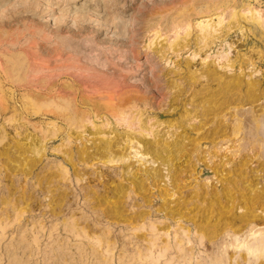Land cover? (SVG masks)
I'll list each match as a JSON object with an SVG mask.
<instances>
[{
  "label": "rangeland",
  "instance_id": "obj_1",
  "mask_svg": "<svg viewBox=\"0 0 264 264\" xmlns=\"http://www.w3.org/2000/svg\"><path fill=\"white\" fill-rule=\"evenodd\" d=\"M263 35L264 0H0V264H214Z\"/></svg>",
  "mask_w": 264,
  "mask_h": 264
},
{
  "label": "bare ground",
  "instance_id": "obj_2",
  "mask_svg": "<svg viewBox=\"0 0 264 264\" xmlns=\"http://www.w3.org/2000/svg\"><path fill=\"white\" fill-rule=\"evenodd\" d=\"M25 1V0H24ZM143 2V1H142ZM141 3V2H140ZM158 6V5H157ZM138 7V6H137ZM136 7V8H137ZM156 7V6H155ZM141 8V7H140ZM158 8V7H156ZM162 7H160L161 9ZM168 8V7H167ZM186 8V7H185ZM189 8V7H188ZM187 8V9H188ZM143 10V9H142ZM151 10V9H150ZM154 10V9H153ZM165 10V9H164ZM183 10V9H182ZM155 11V10H154ZM158 11V10H157ZM163 11V9H161ZM166 11V10H165ZM164 11V12H165ZM186 11V10H185ZM184 11V12H185ZM232 11V10H231ZM160 12V10H159ZM182 12V11H180ZM178 12V13H180ZM252 12V11H251ZM135 13V12H134ZM130 14V13H129ZM128 14V16H129ZM150 14H153L150 13ZM158 14V13H157ZM156 14V15H157ZM134 15V14H133ZM233 15V14H232ZM236 15V14H234ZM163 16V15H162ZM161 16V17H162ZM132 17V16H131ZM185 17V16H184ZM119 18V17H118ZM134 18V17H132ZM241 18V17H240ZM117 19V18H116ZM131 19V18H130ZM111 20V19H110ZM133 20V19H132ZM166 20V19H165ZM253 20V18H252ZM129 20H127L126 24ZM248 21V20H247ZM114 22V21H113ZM124 22V21H123ZM131 21H129L130 23ZM253 22V21H252ZM105 23V22H104ZM247 23V22H246ZM254 23V22H253ZM125 24V25H126ZM133 24V23H131ZM130 24V26H131ZM258 24V22H257ZM120 25V24H119ZM122 25V23H121ZM123 25V27L125 26ZM129 25V24H128ZM254 25V24H253ZM256 25V23H255ZM127 26V25H126ZM129 27V26H127ZM133 27V26H132ZM119 28V27H118ZM131 28V27H129ZM255 28V27H254ZM126 30V28H125ZM128 32V31H127ZM32 33V32H31ZM121 33V32H120ZM123 33V32H122ZM126 35V34H125ZM133 36V35H131ZM264 36V35H263ZM83 37V36H82ZM129 37V36H128ZM124 38V37H123ZM127 38V37H126ZM30 40V39H29ZM135 40V39H134ZM122 41V40H121ZM30 42V41H29ZM125 43V42H124ZM119 44V43H118ZM123 44V43H122ZM127 44V42H126ZM130 44V43H129ZM128 45V44H127ZM126 45V46H127ZM31 46V44H30ZM130 46V45H128ZM131 47V46H130ZM61 50V49H60ZM133 50V49H132ZM41 53V52H40ZM136 53V52H135ZM43 55V54H42ZM137 54H134L136 57ZM34 56V55H33ZM66 57V56H65ZM41 58V57H40ZM69 58V57H68ZM75 58V57H74ZM134 59V58H133ZM23 60V59H22ZM63 60V59H61ZM78 60V59H77ZM146 60V59H145ZM35 61V60H34ZM55 61V60H53ZM61 62V61H60ZM68 62V61H67ZM146 62V61H145ZM143 62V63H145ZM134 63V62H133ZM137 63V62H136ZM42 64V63H41ZM69 64V63H68ZM77 64V63H76ZM140 62L137 66H139ZM146 64V63H145ZM58 65V63H56ZM31 66V65H30ZM29 66V67H30ZM45 66V65H44ZM54 66V65H53ZM75 65H73L72 68H74ZM79 66V65H78ZM86 66V65H85ZM141 66V65H140ZM48 67V66H45ZM18 68V67H17ZM16 68V70H17ZM39 68V67H38ZM62 68V67H61ZM65 68V67H64ZM77 68V66H76ZM85 68V67H84ZM89 68V67H88ZM32 69V68H31ZM69 69V68H68ZM71 69V68H70ZM148 69V68H147ZM145 69V70H147ZM13 70V69H12ZM15 70V68H14ZM13 70V71H14ZM21 70V69H20ZM42 70V69H41ZM59 70V69H58ZM73 70V69H72ZM76 70V69H75ZM74 70V71H75ZM78 70V69H77ZM76 70V71H77ZM81 70V69H80ZM23 71V70H22ZM70 71V70H69ZM75 71V72H76ZM79 71V70H78ZM152 71V70H151ZM50 72V71H49ZM57 72V71H56ZM60 72V71H59ZM80 72V71H79ZM90 72V71H89ZM147 72V71H146ZM150 72V71H149ZM31 73V72H30ZM71 73V72H70ZM69 73V74H70ZM78 73V72H77ZM68 74V75H69ZM73 74V73H72ZM47 75V74H46ZM85 75V74H83ZM124 75V74H123ZM34 76V75H33ZM50 76V75H49ZM71 76V75H70ZM81 76V75H80ZM78 76V77H80ZM148 76V74H147ZM151 76V75H150ZM153 76V75H152ZM151 76V77H152ZM21 77V76H20ZM27 77V76H26ZM41 77V76H40ZM74 77V76H73ZM76 77V76H75ZM88 77V75H87ZM95 77V76H94ZM126 77V76H125ZM39 78V77H38ZM81 78V77H80ZM82 78H85L84 76ZM121 78V77H120ZM148 78V77H147ZM154 78V77H153ZM22 79V77H21ZM47 79V78H46ZM99 79V78H98ZM111 79V78H110ZM89 80V79H88ZM146 80V79H145ZM148 80V79H147ZM151 80V78H150ZM239 80V79H238ZM85 81V79H84ZM92 81V80H91ZM124 81V80H123ZM154 81V80H153ZM89 82V81H88ZM109 82V81H108ZM122 82V81H120ZM155 82V81H154ZM231 82V81H229ZM235 82V81H234ZM32 83V82H31ZM54 83V82H53ZM93 83V82H92ZM100 83V82H99ZM128 83V82H127ZM156 83V82H155ZM257 84V82H255ZM33 84V83H32ZM40 84V83H39ZM120 84V83H119ZM125 84V83H124ZM123 84V85H124ZM242 84V83H241ZM240 84V85H241ZM246 84V83H245ZM249 82H247V85ZM79 85V84H78ZM101 85V84H100ZM99 85V86H100ZM122 85V83L120 84ZM119 85V86H120ZM128 85V84H126ZM32 86V85H31ZM34 86V85H33ZM118 86V83H117ZM116 86V87H117ZM237 85H234V88L228 89L231 93L234 89H236ZM39 87V86H38ZM109 89V86H107ZM114 87V88H116ZM128 87V86H127ZM127 87H120V88H127ZM240 87V86H239ZM53 88V87H52ZM85 88V87H84ZM87 88V87H86ZM90 88V87H88ZM87 88V89H88ZM101 88V87H100ZM106 88V87H105ZM111 88V87H110ZM118 88V87H117ZM232 88V87H231ZM247 96H245V102L248 104H253L257 96L258 88L256 86L251 85L250 87H247ZM26 89V88H25ZM98 89V88H97ZM128 89V88H127ZM262 89V88H261ZM264 89V88H263ZM68 90V89H67ZM99 90V89H98ZM107 90V88H106ZM114 90V89H113ZM243 90V89H242ZM125 91V90H124ZM127 91V90H126ZM238 91V90H237ZM245 91V90H244ZM262 91V90H261ZM93 92V91H92ZM95 92V91H94ZM93 92V93H94ZM97 92V91H96ZM95 92V93H96ZM116 92V91H115ZM118 93H121L123 91H118ZM252 92V93H251ZM85 93V92H84ZM90 93V92H89ZM114 93V92H113ZM236 93V91H235ZM260 93H263L260 92ZM51 94V93H50ZM99 94V93H98ZM105 94V93H103ZM110 94V93H109ZM108 94V95H109ZM117 94V93H116ZM115 94V95H116ZM59 95V94H58ZM107 95V92H106ZM105 95V96H106ZM113 95V94H112ZM114 95V96H115ZM238 95V94H237ZM45 96V95H44ZM97 96V95H96ZM120 96V95H118ZM262 96V94H261ZM51 97V96H50ZM116 97V96H115ZM114 97V98H115ZM242 97V96H241ZM234 98V96H233ZM264 98V97H263ZM28 99V98H27ZM231 99V98H230ZM99 100V99H98ZM102 100V99H101ZM104 100V99H103ZM110 100V99H109ZM236 99H234L235 101ZM260 100V98H259ZM29 101V100H28ZM114 101V100H113ZM230 101V100H229ZM238 101V100H237ZM258 101V100H257ZM111 102V100H110ZM226 102V101H225ZM242 102V101H241ZM264 102V101H263ZM37 103V101H36ZM112 103V102H111ZM256 103V102H255ZM236 104V103H235ZM245 104V103H243ZM261 104V103H260ZM37 105V104H35ZM34 105V106H35ZM229 105V104H228ZM241 106V105H240ZM253 106V105H252ZM36 107V106H35ZM47 107V106H46ZM235 107V106H234ZM249 107V106H248ZM1 108V107H0ZM38 108V107H37ZM250 108V107H249ZM58 109V108H57ZM39 110V109H38ZM247 110V109H246ZM69 111V110H67ZM262 111V108L260 109V112ZM251 112V110H250ZM253 112V110H252ZM255 112V111H254ZM36 113V112H35ZM73 113V112H72ZM76 113V112H75ZM236 113V112H234ZM252 113H250L251 116ZM263 114V112H262ZM79 115V113H78ZM233 115V113H232ZM237 115V114H236ZM249 115V114H248ZM234 116V115H233ZM253 116V114H252ZM260 116V115H259ZM76 117V116H75ZM239 117V116H238ZM262 117V116H261ZM235 118V117H234ZM233 118V121H234ZM241 118V117H240ZM71 119V118H70ZM75 119V118H74ZM250 119V118H249ZM237 120V119H236ZM241 120V119H240ZM245 120V119H244ZM248 120V119H247ZM245 120V121H247ZM252 120V118H251ZM256 120V118H255ZM259 120V119H258ZM224 121V120H223ZM222 121V122H223ZM238 121V120H237ZM242 121V120H241ZM240 121V122H241ZM73 122V121H71ZM75 122V121H74ZM78 122V121H77ZM225 122V121H224ZM239 122V123H240ZM249 122V121H247ZM254 122V119H253ZM229 123V122H228ZM262 123V122H261ZM221 124V122H220ZM223 124V123H222ZM245 124V123H244ZM248 124V123H247ZM260 124V123H259ZM258 124V125H259ZM234 125V123H233ZM237 124H235L236 126ZM250 125V124H249ZM226 126V125H225ZM241 126V124H240ZM263 125H261L262 128ZM251 127V126H250ZM264 127V126H263ZM238 128H236L237 130ZM233 130V129H232ZM234 131V130H233ZM230 132V130H229ZM232 132V131H231ZM238 132V131H237ZM236 133V132H235ZM234 133V134H235ZM231 134V133H230ZM3 135V134H2ZM211 135V134H210ZM233 135V134H231ZM241 135V134H239ZM5 136V135H4ZM214 136V135H213ZM234 136V135H233ZM3 137V136H2ZM238 137V136H237ZM4 138V137H3ZM1 138V139H3ZM212 138V137H211ZM235 139V138H234ZM224 140V139H223ZM243 140L241 144L238 145V149H234L233 153V160L231 161V177L230 180V186H228V199L224 205V213L227 216L225 217V221L223 222V227L227 233H230V240L225 241V245L221 248V252L219 256H216L215 263L214 264H264V214L261 215V213L264 211V128L259 129L255 128L252 131H250L247 135H245L240 141ZM232 141V139H231ZM18 142V141H17ZM225 142V141H224ZM227 142V141H226ZM37 143V142H36ZM223 143V142H222ZM233 143V142H232ZM17 144V143H16ZM236 144V143H235ZM31 145V144H30ZM36 145V144H35ZM221 145V144H220ZM233 145V144H232ZM230 145V146H232ZM34 146V145H33ZM29 147V146H28ZM38 147V145H37ZM237 147V146H236ZM235 147V148H236ZM31 148V147H30ZM145 153H149L150 150L148 147H142ZM234 148V147H232ZM36 147H33L31 149L32 151H36ZM227 149V148H226ZM10 150V149H9ZM28 150V148H27ZM219 150V149H218ZM233 150V149H232ZM230 151V150H229ZM220 161V160H219ZM222 162V161H221ZM254 163L253 167L251 166ZM222 165L221 163H218ZM217 164V165H218ZM213 165V164H212ZM213 168V167H212ZM215 170V169H214ZM213 170V171H214ZM216 173V172H214ZM222 176V175H221ZM223 178V177H222ZM218 179V178H217ZM254 180H258V182L254 183ZM218 182V181H217ZM260 184V186H258ZM223 185V184H222ZM227 186V185H226ZM204 188V187H203ZM223 188V187H222ZM226 189V188H225ZM206 190V189H205ZM208 191V190H207ZM207 191H204L207 194ZM226 191V190H225ZM224 191V192H225ZM91 192V191H90ZM209 192V191H208ZM94 194V193H93ZM92 194V195H93ZM204 195V194H203ZM213 195V194H212ZM217 195V193H216ZM223 198H224V194ZM209 196V195H207ZM219 196V195H218ZM51 197V196H50ZM95 197V196H93ZM92 197V198H93ZM97 197V196H96ZM212 197V196H211ZM221 197V196H220ZM226 197V196H225ZM52 198V197H51ZM61 198V197H60ZM59 198V199H60ZM63 198V197H62ZM88 198V196H87ZM204 198V197H203ZM214 198V197H213ZM216 198V197H215ZM22 199V198H21ZM50 199V198H49ZM86 199V198H85ZM99 199V198H98ZM30 200V199H29ZM55 200V199H53ZM95 200V199H94ZM103 200V199H101ZM105 200V199H104ZM214 200V199H213ZM224 200V199H223ZM52 201V200H51ZM62 201V200H61ZM92 201V200H91ZM220 201V200H218ZM107 202V201H106ZM105 202V203H106ZM115 201H113L114 203ZM117 202V200H116ZM225 202V200H224ZM29 203V202H28ZM27 203V204H28ZM51 203V202H50ZM90 203V202H89ZM102 203V202H101ZM218 203V202H217ZM60 204V203H58ZM103 204V203H102ZM100 204V206L102 205ZM29 205V204H28ZM27 205V206H28ZM51 205V204H50ZM97 205V204H96ZM26 206V207H27ZM31 206V205H30ZM29 206V207H30ZM99 206V205H98ZM112 206V205H111ZM211 207V206H210ZM53 208V207H52ZM55 208V207H54ZM100 208V207H99ZM113 208V207H112ZM209 208V207H208ZM222 208V207H221ZM26 209V208H25ZM28 209V208H27ZM108 209V208H107ZM110 209V208H109ZM115 209V208H114ZM111 209V210H114ZM220 209V208H219ZM104 210V209H103ZM218 210V209H217ZM223 210V209H221ZM260 210V212H257ZM100 211V210H98ZM102 211V209H101ZM115 212V211H114ZM223 212V211H222ZM238 212V213H236ZM107 213V212H106ZM121 213V212H120ZM112 214V213H111ZM119 214V213H118ZM223 214V213H222ZM113 215V214H112ZM116 215V214H115ZM224 215V216H225ZM106 216V215H105ZM111 216V215H110ZM223 216V215H222ZM219 217V214H218ZM221 217V216H220ZM223 221V220H222ZM219 224V223H218ZM217 225V224H216ZM202 226V225H201ZM207 226V225H206ZM215 226V225H214ZM219 226V225H218ZM208 228V226H207ZM206 228V229H207ZM199 229V228H198ZM203 229V228H202ZM216 229V227H215ZM223 230V229H222ZM197 231V230H196ZM212 230H210L211 232ZM200 230L198 231V233ZM216 232V231H215ZM212 233V232H211ZM210 233V234H211ZM221 233V232H220ZM248 233V234H247ZM219 234V233H218ZM203 235V233H202ZM208 235V234H206ZM216 235V234H215ZM225 235V234H224ZM229 235V234H228ZM214 236V235H213ZM211 236V238L213 237ZM204 237V236H203ZM208 238V236H207ZM205 239V238H204ZM219 239V238H218ZM206 240V239H205ZM212 239H210L211 241ZM217 241V239H215ZM35 241V240H34ZM207 242V241H206ZM205 245V244H204ZM207 247V246H206ZM210 248H212L210 246ZM189 250V249H188ZM216 250V249H215ZM207 252V251H206ZM215 252V251H214ZM209 253V252H208ZM213 253V252H212ZM192 254V253H191ZM188 256V255H187ZM209 256V255H208ZM189 257V256H188ZM211 257V256H210ZM210 262V261H209ZM206 263V262H205ZM185 264V263H184Z\"/></svg>",
  "mask_w": 264,
  "mask_h": 264
}]
</instances>
